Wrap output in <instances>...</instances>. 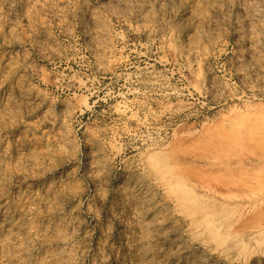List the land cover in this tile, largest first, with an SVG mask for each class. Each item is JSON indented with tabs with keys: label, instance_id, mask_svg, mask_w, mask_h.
Returning a JSON list of instances; mask_svg holds the SVG:
<instances>
[{
	"label": "rangeland",
	"instance_id": "obj_1",
	"mask_svg": "<svg viewBox=\"0 0 264 264\" xmlns=\"http://www.w3.org/2000/svg\"><path fill=\"white\" fill-rule=\"evenodd\" d=\"M0 264H264V0H0Z\"/></svg>",
	"mask_w": 264,
	"mask_h": 264
}]
</instances>
